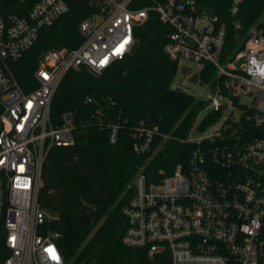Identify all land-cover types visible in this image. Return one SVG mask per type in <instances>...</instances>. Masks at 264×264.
Here are the masks:
<instances>
[{"label":"built area","instance_id":"obj_1","mask_svg":"<svg viewBox=\"0 0 264 264\" xmlns=\"http://www.w3.org/2000/svg\"><path fill=\"white\" fill-rule=\"evenodd\" d=\"M93 1L97 11L80 23L84 42L72 50L47 51L34 71L37 87L30 91L21 86L11 62L69 5L21 0L23 8L32 3L23 14L0 6V264H65L61 232H42L58 215L43 210L38 200L50 147L76 142L73 113L64 112L60 125L51 119L53 95L68 69L87 67L99 75L130 54L135 29L151 15L168 25L165 51L172 60L215 67L212 110L223 112V99L243 110L210 136H189L195 147L187 165L160 182H150L145 167L138 168L130 184L134 192L122 206L127 221L122 241L169 257L160 264H264V13L228 45L230 28L243 27L238 16L245 0H227L226 10L206 0L214 16L200 14L203 0ZM242 95H250L251 103H242ZM86 102L96 103L94 115L105 123L102 104L93 97ZM108 128L115 143L120 125L109 122ZM156 130L154 124L140 128L134 150L147 152Z\"/></svg>","mask_w":264,"mask_h":264},{"label":"trees","instance_id":"obj_2","mask_svg":"<svg viewBox=\"0 0 264 264\" xmlns=\"http://www.w3.org/2000/svg\"><path fill=\"white\" fill-rule=\"evenodd\" d=\"M65 1L69 11L53 25L42 28L36 43L11 62L26 91L37 87L34 71L47 51L72 50L85 40L80 23L94 14L97 6L93 0ZM148 2L151 0H140L137 5ZM207 2L217 10L221 5H229L227 0ZM31 4L23 8L21 0H0L7 13H26ZM263 13L264 0H245L238 16L243 27L230 28L228 45L239 34H245ZM167 30L166 23L151 15L135 29L139 46L134 53L116 60L99 75L87 67L68 69L53 95L51 119L60 125L64 112L73 113L76 142L50 147L43 163L38 200L58 215L42 232L49 229L61 232L58 244L65 264L169 262V257L150 255L148 248L131 247L122 241L127 225L122 206L134 192L129 183L138 168L145 167L150 182H160L177 166L187 165L195 147V142L188 138L200 112L210 103L173 87L178 62L165 51ZM193 79L210 83L214 88L218 75L213 65L204 63ZM88 97L104 107L105 123L98 122L94 115L96 103L86 102ZM222 114L221 110L209 111L197 130L205 131ZM109 122L120 125L115 143L109 138ZM153 124L157 130L151 148L145 153L136 152L134 143L140 139L139 129ZM114 205L113 214L104 219Z\"/></svg>","mask_w":264,"mask_h":264},{"label":"rangeland","instance_id":"obj_3","mask_svg":"<svg viewBox=\"0 0 264 264\" xmlns=\"http://www.w3.org/2000/svg\"><path fill=\"white\" fill-rule=\"evenodd\" d=\"M221 8L226 10L227 7L225 5H221ZM241 46V43L239 44ZM242 55V52L239 53V57ZM242 60V59H241ZM203 68V64L201 62L189 60V59H183L178 63V71L175 75L174 81H173V87H180L187 93L194 96L196 100H207L210 101L211 98L215 96L214 88L210 83H202L201 80H194L193 76L197 73H199ZM227 102L226 107L224 108L222 117L211 127L207 128L205 131L200 132L197 130V126L201 123L204 116L213 109V106L211 103L203 109L195 123V127L193 128L190 138L191 139H200L203 137H207L212 135L220 126L223 125L225 120L227 118L236 119L240 116L242 112V107L238 105H233L229 100H225ZM242 103L250 104L252 101V97L250 95H242L239 99ZM262 108H264V104L261 105ZM228 126V125H227ZM135 178V176H134ZM133 178V180H134ZM131 181V183L133 182ZM129 183V185L131 184ZM129 187V186H128ZM123 196V195H122ZM119 202V200H118ZM115 209V205L104 214V219L109 215L113 214V211ZM45 211L49 212L52 216H57V213L53 210L46 209L44 207Z\"/></svg>","mask_w":264,"mask_h":264},{"label":"water","instance_id":"obj_4","mask_svg":"<svg viewBox=\"0 0 264 264\" xmlns=\"http://www.w3.org/2000/svg\"><path fill=\"white\" fill-rule=\"evenodd\" d=\"M200 14L201 15L207 14V15H210V16H214L216 14V10L214 8L210 7L208 5V3L206 2V0H203V4H202L201 10H200ZM138 46H139V41L136 40V42H135V44L133 46V49H132L131 53H134L137 50ZM176 89L178 91H180V92L184 91L180 87H176ZM154 120H158V118L155 117Z\"/></svg>","mask_w":264,"mask_h":264}]
</instances>
